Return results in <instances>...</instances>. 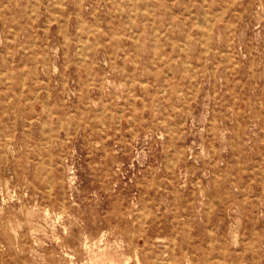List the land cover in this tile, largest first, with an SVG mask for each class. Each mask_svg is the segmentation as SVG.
<instances>
[{
  "label": "rangeland",
  "instance_id": "obj_1",
  "mask_svg": "<svg viewBox=\"0 0 264 264\" xmlns=\"http://www.w3.org/2000/svg\"><path fill=\"white\" fill-rule=\"evenodd\" d=\"M107 263L264 264V0H0V264Z\"/></svg>",
  "mask_w": 264,
  "mask_h": 264
},
{
  "label": "bare ground",
  "instance_id": "obj_2",
  "mask_svg": "<svg viewBox=\"0 0 264 264\" xmlns=\"http://www.w3.org/2000/svg\"><path fill=\"white\" fill-rule=\"evenodd\" d=\"M104 254V253H103ZM106 254H108V253H106ZM102 255V254H101ZM105 255V254H104ZM96 257V256H95ZM99 258V257H98ZM100 258H102V257H100ZM104 258V257H103ZM97 261V260H96ZM103 261H105V260H103ZM107 261V260H106ZM111 262H113L112 260H111ZM103 263V262H102ZM115 263V262H114ZM108 264V263H107Z\"/></svg>",
  "mask_w": 264,
  "mask_h": 264
}]
</instances>
